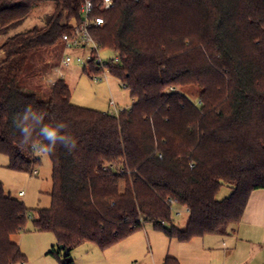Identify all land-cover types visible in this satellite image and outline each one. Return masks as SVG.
Masks as SVG:
<instances>
[{
    "label": "trees",
    "instance_id": "trees-1",
    "mask_svg": "<svg viewBox=\"0 0 264 264\" xmlns=\"http://www.w3.org/2000/svg\"><path fill=\"white\" fill-rule=\"evenodd\" d=\"M84 1L0 0L7 167L32 173L40 163L41 152L16 126L29 108L42 124L66 123L76 140L72 151L57 145L45 153L51 201L33 209L30 229L52 233L65 257L83 242L107 248L146 222L181 242L229 235L251 193L264 189V0H112L108 9L89 0L90 17L103 18L89 32L119 56L108 73L131 98L117 115L73 104L61 78L45 99L20 85L32 53L61 41L81 21ZM47 2L54 7L43 26L5 37ZM84 71L100 74L93 62ZM42 139L33 132V141ZM223 186L229 194L217 199ZM173 204L188 212L182 229L172 222ZM30 210L0 182V264L23 261L11 236L25 228ZM163 264L180 263L167 255Z\"/></svg>",
    "mask_w": 264,
    "mask_h": 264
},
{
    "label": "rangeland",
    "instance_id": "rangeland-1",
    "mask_svg": "<svg viewBox=\"0 0 264 264\" xmlns=\"http://www.w3.org/2000/svg\"><path fill=\"white\" fill-rule=\"evenodd\" d=\"M53 3H41L33 8L29 16L19 25L10 29L6 36L16 32L25 31L33 27L44 25L47 17L53 11ZM2 39L0 38V43ZM85 56L88 51H80ZM97 55L104 61L114 56V53L100 47ZM63 53V44H56L32 53L27 61L24 71L20 76V85L26 93H35L38 98L45 99L50 93L48 85L56 78L64 79L71 90L70 101L78 106L93 108L100 111L112 112L115 107L125 109L131 104L129 91L123 87L120 81L109 73L89 76L84 71V63L73 62L68 66L60 64ZM3 55L0 54V60ZM59 66V73L52 66ZM52 68L49 76L46 74ZM89 70V68L87 67ZM106 75V77H104ZM56 76V77H55ZM95 76V77H94ZM47 77V78H46ZM187 92L195 91L194 88L185 89ZM113 102V104L109 102ZM40 163L34 166L33 171L28 173L12 170L7 167V156L0 154V182L6 194L20 199L27 208L25 228L11 236V241L16 243L24 255L23 261L15 264H63L65 260H71L73 264H163L165 256H174L180 264H237V260L246 259L248 246L260 250L259 244L254 240L237 238V247L234 249L230 236L205 235L194 237L188 242H181L168 238L162 230L154 228L153 224L145 223L115 244L101 249L91 242H83L70 250L69 256L65 257L63 248L57 244L55 236L49 232L32 231L31 220L33 209L47 208L50 205L51 190V166L45 153H40ZM23 191V196L18 192ZM229 194L226 186H223L217 199H222ZM173 224L182 229L188 219V212L183 206L172 205ZM168 226V224H166ZM25 237L20 245L19 240ZM223 242L225 245H223ZM226 246V247H225ZM58 251L59 256L49 254L52 249ZM48 250V251H46ZM260 252V251H259ZM264 250L257 255L264 256ZM153 260V261H152ZM154 262V263H153Z\"/></svg>",
    "mask_w": 264,
    "mask_h": 264
},
{
    "label": "built area",
    "instance_id": "built-area-1",
    "mask_svg": "<svg viewBox=\"0 0 264 264\" xmlns=\"http://www.w3.org/2000/svg\"><path fill=\"white\" fill-rule=\"evenodd\" d=\"M111 4L112 0H102L103 9H108ZM91 10V1H84L80 8L82 15L81 21L79 23L74 22L71 26V30L61 36V42L63 44V53L60 57V64L63 66H68L73 62H77L84 63V65L87 66L89 65V63L93 62V67L95 70H98L100 74H106L108 73V65L118 63L120 58L118 55L114 54V56L108 59V61H104L97 55V51L101 46L93 39L89 32V28L91 26L96 27L101 25L103 23V18H91ZM81 50L88 51L89 56L87 57L82 54L80 52ZM54 70L57 76V73H59V66L54 67ZM50 77L51 76L48 77V80L51 82V84H53L55 79L53 81ZM104 77H106V75H104ZM110 103L114 105L113 102L110 101ZM121 111L122 109H118L117 107H115L112 112L117 115ZM33 172L36 173V171ZM23 194V191H20L18 193L19 196H22Z\"/></svg>",
    "mask_w": 264,
    "mask_h": 264
},
{
    "label": "crops",
    "instance_id": "crops-1",
    "mask_svg": "<svg viewBox=\"0 0 264 264\" xmlns=\"http://www.w3.org/2000/svg\"><path fill=\"white\" fill-rule=\"evenodd\" d=\"M0 54H2L1 51ZM54 67L57 66L55 65ZM103 112H107V111H103ZM227 236L233 237L235 239V241H233L234 249H236L237 247V238L239 239V237L241 239H245L248 241L250 239H254L260 246V250H256L255 249L256 247L248 246L249 250L246 259L240 262L239 260H237V264H264V256L262 257L257 256L260 255L262 250H264V189H257L251 193L246 208L244 210V213L242 215L241 221L237 223V225L233 228L231 233ZM24 240L25 237L20 238L19 240L20 245L24 243ZM223 245H225L224 242ZM124 263L125 261L121 260L119 264H124ZM146 264H152V263L147 262Z\"/></svg>",
    "mask_w": 264,
    "mask_h": 264
},
{
    "label": "clouds",
    "instance_id": "clouds-1",
    "mask_svg": "<svg viewBox=\"0 0 264 264\" xmlns=\"http://www.w3.org/2000/svg\"><path fill=\"white\" fill-rule=\"evenodd\" d=\"M16 126L22 133L23 142L31 143L35 150L42 153L53 152L57 145H62L68 151L76 148L75 138L64 131L68 127L66 123L61 121L54 125L42 124L41 118L32 114L30 108L26 110L23 118L17 122ZM37 129L43 138L41 142L32 140L33 132Z\"/></svg>",
    "mask_w": 264,
    "mask_h": 264
},
{
    "label": "water",
    "instance_id": "water-1",
    "mask_svg": "<svg viewBox=\"0 0 264 264\" xmlns=\"http://www.w3.org/2000/svg\"><path fill=\"white\" fill-rule=\"evenodd\" d=\"M60 248H63V246L61 245Z\"/></svg>",
    "mask_w": 264,
    "mask_h": 264
}]
</instances>
